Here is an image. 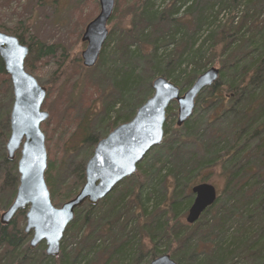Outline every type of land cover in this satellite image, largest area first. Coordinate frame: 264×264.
Returning a JSON list of instances; mask_svg holds the SVG:
<instances>
[{
	"label": "trees",
	"instance_id": "1",
	"mask_svg": "<svg viewBox=\"0 0 264 264\" xmlns=\"http://www.w3.org/2000/svg\"><path fill=\"white\" fill-rule=\"evenodd\" d=\"M158 1L139 0L140 4L131 5L129 25L119 27L115 49L131 59V64L120 66L111 85L103 78L85 76L86 71L77 65L80 58L60 66V74L70 75L74 70L81 81L101 93L102 106L97 112L92 109L94 103L78 109L80 118L73 112L77 108L68 103L50 109L49 120L55 122L56 130L79 119L78 144L65 146L59 164L48 165L46 180L52 199L57 196L54 170L57 174L64 171L66 157L79 144L99 141L92 135L94 117L106 135L131 120L151 95L153 76L143 79L140 68L133 65L134 55L145 58L152 75L157 72L174 83L182 77L184 89L193 85L208 63L219 67V79L200 94L193 116L183 126L166 122L163 142L150 151L133 176L116 186L97 209L87 205L86 211L85 207L77 210L68 230L77 226V233H83L80 249L68 253L63 242L58 257L46 256L43 246L32 249L22 228L26 215L22 210L9 225L0 220V264H100L105 253L104 264H141L147 249L152 259L169 254L178 264L264 263V0L210 3L197 16L192 11L197 0ZM237 4L243 5L240 14ZM223 10L226 15L220 19ZM205 25L206 34L201 35ZM0 29L5 31L2 25ZM7 32H14L29 47L25 62L29 72L32 60L56 56L54 45L28 41L17 30ZM114 34L112 30L110 38ZM170 43L173 49L161 56L160 49ZM100 58L104 60L103 52ZM0 81L10 86L1 57ZM147 82L149 89L144 91L141 86ZM47 89L52 93L50 86ZM7 93L11 102L5 112L0 109V210L10 206L18 187L17 163L7 159L5 150L10 133V87ZM172 114L174 107L170 106L167 120ZM83 162L78 166L80 184L85 182ZM201 183L216 184L220 193L195 224H188L185 214L194 200L192 188ZM68 196L56 199L64 201ZM130 221L140 234H148L151 245H142L132 261L131 249L134 243L140 244L141 235L126 231ZM160 244L165 248L159 250ZM92 253L98 254L97 259L89 261Z\"/></svg>",
	"mask_w": 264,
	"mask_h": 264
},
{
	"label": "water",
	"instance_id": "2",
	"mask_svg": "<svg viewBox=\"0 0 264 264\" xmlns=\"http://www.w3.org/2000/svg\"><path fill=\"white\" fill-rule=\"evenodd\" d=\"M100 12L90 21L82 36L87 43L82 52L83 65L94 67L108 39L115 0H99ZM30 49L20 38L0 29V57L10 76L13 104L10 112L11 133L6 143L7 159L14 161L17 153L19 185L10 206L0 215L1 223L9 225L19 211L26 210L24 232L31 235L32 249L45 242L50 257L61 254L65 233L84 204L97 206L123 180L133 176L148 153L165 137L167 111L177 103V126H183L194 114L197 99L219 79L220 69L212 66L200 74L186 91L165 76L152 83L154 93L136 111L133 118L121 123L101 138L85 165V182L78 193L60 206L53 203L46 180L49 165L46 135L41 125L50 112L43 109L48 89L26 69ZM194 200L188 209L186 222L195 224L218 197L215 185L193 186ZM149 264H178L169 254L151 260ZM264 264V263H262Z\"/></svg>",
	"mask_w": 264,
	"mask_h": 264
},
{
	"label": "rangeland",
	"instance_id": "3",
	"mask_svg": "<svg viewBox=\"0 0 264 264\" xmlns=\"http://www.w3.org/2000/svg\"><path fill=\"white\" fill-rule=\"evenodd\" d=\"M160 1L161 0H159L158 3ZM222 1L223 0H197L196 5L192 9V11L194 12V16H197L199 11H202L210 3H216L217 6ZM138 2L139 0H115L114 11L115 9L116 11L113 12L112 17L108 22L107 27L109 29V35L102 49L105 58L102 61L100 60L101 58H99V61L94 67L87 68L83 65V60L81 56L82 52L87 46V43L82 41V36L84 34L87 24L92 21L100 12L99 0H0V25L4 26L5 32H7V30H17V33L19 34L24 33L28 41L34 39L37 41H42L48 46L54 45L57 48L56 56L44 57L39 61L35 59L32 60L33 69L32 72H30L37 78L41 85L46 87L50 86L52 89V93L49 92L46 98V101L43 105V109L48 110L50 112V109L53 110L55 106H59L60 104L61 106H63L68 103L69 105L77 108L73 109V112L77 118H80V113L78 109H85L87 106H90L91 103H94V105L92 106L93 111L97 112L99 111V109H101V93L99 94L91 84H88L85 81H81V78L79 77L80 74H77L76 72H74V70L70 73V75H63L60 74L61 70L59 68L60 66H62V64H66L70 60L75 61L77 59L79 60L80 58L81 62H78L77 65L80 64L81 68L83 67V69L86 71L85 76L91 74L92 77L96 79L103 78V81L107 83L108 86L111 85L116 71L120 70V66L131 64V59L128 60V58L122 57L119 53L116 52L115 49L117 48L119 37L121 35L119 27L124 28L129 25L130 17L128 14L130 13L131 5L140 4V2ZM226 3H228L229 6H232L231 1H226ZM242 6V4H237L235 6L236 10L239 11V14L242 10ZM225 15L226 10H223L222 14L220 15V19H224ZM206 27V25L203 27L204 31L201 33V35L206 34ZM112 30H115V34L112 38H110ZM7 33L13 34L14 32ZM178 36H181V32L177 34V37ZM173 47L174 43H170L167 46L162 47L160 49V55L163 56L164 54H168L173 49ZM138 56L139 54L134 55V59L138 64L133 61V65L137 68H140L142 76L144 75L143 79L145 78V80H148V78L153 76L151 79L152 93L149 96L151 97L154 93L152 87L153 80L159 75L157 72H155L156 74L154 75L150 74L149 66L144 60L145 58H143L142 56ZM77 65L75 68L78 69ZM211 65V63H208V66L204 71L212 67ZM72 66L74 67V64H72ZM67 70L69 71L68 67ZM95 70H98V72H96ZM97 73H100L102 76H98ZM170 77L171 79H173V76ZM181 81L182 77L178 78V81L175 83L184 92L188 88L184 89L183 86L180 85ZM87 85L91 86L87 87ZM9 87L12 90L13 104L14 98L11 80L10 86L8 87L2 81H0V109H2L3 112L7 110V105L9 106V103L11 102L8 97L9 93H7ZM141 87L142 90L147 91L149 89V83L147 82L146 85H143ZM171 106L174 107V114L169 115L167 121L173 127V125L177 121V103L174 102L171 104ZM11 108L9 112H11ZM97 114L98 113H96L95 115ZM122 114H124V112ZM49 119L50 117L44 123H42L41 128L46 135V147L48 150L49 163L57 162V164H59L60 160L62 159L65 146L68 147L73 144H78L79 133L76 132L79 119H75V121L73 120L72 123H70L67 127H60L57 128V130L55 122L52 123ZM95 119L96 117H94L91 124V127L93 128L92 135L100 140L101 138L107 136L109 132H106V135H104L105 131L103 126L99 125L98 120L95 121ZM95 146L96 142L94 141H86L79 144L78 150L66 157L64 171L60 174H57L56 172L58 171L54 170V176L56 179V181L54 179L56 184L55 194H57L58 197L63 198L65 196H68L69 193L80 190V188L82 187L81 185L83 184L79 183L80 179L78 175L80 173V168L78 166L80 164V161L82 160L84 161V165H86V162L93 154ZM19 157L20 152L17 153V158L14 160L15 163H17ZM17 181L19 185V174ZM214 185L220 193V187H218L216 184ZM57 196L55 195V197L53 198V203L56 206H60L67 199H71L72 197H74L68 196L66 200L64 198V201H58V199H56ZM100 203L94 208L97 209V207L101 205ZM0 204H2L1 198ZM87 205L89 204H84L82 206L85 207L84 211L87 210ZM7 208L8 207L2 208L0 210V215ZM187 213L188 211L185 214V221ZM25 223L26 217L25 221L22 223L23 229ZM135 225L136 223L134 221H130L126 230L128 232H130V230H133L134 233L137 232L136 235H141L139 237L141 239L140 244H137V242L134 243L133 249H131V261L134 260L135 257L139 254L140 249L143 247L142 245L148 248L151 247L148 241V234L145 232H142L140 234L137 230V226ZM126 231L125 234L128 233ZM134 233L133 236L135 235ZM28 236L29 237L26 242L27 245H29L31 239V235L29 234ZM65 236L66 237H64L62 243L64 242L63 244L64 246H66L68 253H71V251L76 247L80 249L81 242L83 240V233H77V226L71 228L70 230L67 229ZM42 246L44 247L43 251L45 253V242L41 243L38 247L41 248ZM38 247L35 249H38ZM61 247H63L62 244ZM163 248H165L164 244H160L158 246L159 250H162ZM148 250L149 249H147L146 257H144L140 261L141 264H146L147 261V264H149L151 260H153V253ZM97 255V253H92L89 257V261H94L95 259H97ZM107 258L108 253H105V256L100 260V264H104ZM240 264H251V262L245 261L240 262Z\"/></svg>",
	"mask_w": 264,
	"mask_h": 264
}]
</instances>
